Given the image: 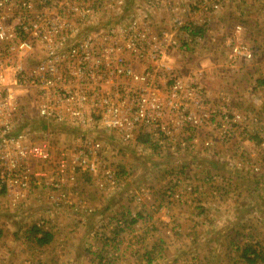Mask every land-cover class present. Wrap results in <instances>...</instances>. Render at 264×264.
Returning <instances> with one entry per match:
<instances>
[{
	"label": "built area",
	"instance_id": "2783aa9c",
	"mask_svg": "<svg viewBox=\"0 0 264 264\" xmlns=\"http://www.w3.org/2000/svg\"><path fill=\"white\" fill-rule=\"evenodd\" d=\"M109 3L0 0V212L26 207L36 185H74L81 173L116 186L106 153L142 135L157 145L213 127L228 140L249 119L230 94L220 107L209 101L203 70L180 71L176 51L203 41L192 18L170 0H144L120 22L98 19ZM164 9L174 13L168 27L153 29ZM249 55L241 43L233 58Z\"/></svg>",
	"mask_w": 264,
	"mask_h": 264
},
{
	"label": "crops",
	"instance_id": "0c3cea01",
	"mask_svg": "<svg viewBox=\"0 0 264 264\" xmlns=\"http://www.w3.org/2000/svg\"><path fill=\"white\" fill-rule=\"evenodd\" d=\"M170 1L177 10L174 13L184 16L187 9L203 0ZM205 1L212 8L219 0ZM174 13L164 9L152 16L154 22L165 24ZM208 15L203 14L208 18V39L217 48L210 52V57L215 56L217 62L223 60L221 53L226 59L230 57L218 45L229 44L227 39L234 34L242 33L251 44L261 41L260 45L264 46V37L259 39L264 34V0H222L221 8ZM237 26L243 28L238 31ZM240 35L237 37L242 38ZM254 46L260 48L257 44ZM262 56L261 52L250 54L246 63L243 62L244 69L249 71L248 77H240L245 70L230 65L229 61L222 72L213 71L218 76V85L207 86L209 101L220 107V94L224 92L220 89L225 83L221 76L225 80L227 71L237 74L235 85L230 82L228 88H233L231 91L238 96L226 93L232 96L231 105L236 111L249 114V119L245 124L236 125L232 141L226 144L217 129L205 127L190 135V149L175 145L162 150L160 145L151 146L165 154L148 155L150 159L155 158L152 168L150 163L141 162L142 173H147L146 181L142 179L143 174L132 177L128 173L117 191L114 189L111 195L104 196L95 183L76 182L69 190L70 202L78 212L70 210L72 204L55 208L49 194H45L53 189L36 185V194L31 195L21 213H0V229L4 230L0 235V264H99L92 254L105 243H109V250L115 248L118 252L113 264H177L182 260L187 264H251L243 257L244 249L253 246L264 250V102L261 101L264 98L257 99L258 92L264 90V75H256L259 69L254 68ZM251 58L256 60L254 64L249 63ZM243 80H248L251 94L246 92ZM146 145L147 142H142L144 148L140 150H145ZM145 157L141 159H148ZM153 169L175 173L164 177L159 171L156 176L151 173ZM144 185L150 195L138 203L135 194ZM113 216H122L132 224L127 228L113 225L112 221L117 220ZM142 218H146L140 221L146 232L136 227L139 222L134 224ZM20 219L24 220L20 222ZM71 219L73 227L67 224ZM32 225L50 232L51 242L39 245L33 236L27 238ZM164 234L171 236V241ZM98 235L101 236L99 243ZM172 247L183 254L165 255L166 249L169 253ZM254 264H264V261L258 259Z\"/></svg>",
	"mask_w": 264,
	"mask_h": 264
},
{
	"label": "rangeland",
	"instance_id": "374dc122",
	"mask_svg": "<svg viewBox=\"0 0 264 264\" xmlns=\"http://www.w3.org/2000/svg\"><path fill=\"white\" fill-rule=\"evenodd\" d=\"M97 2L98 3L99 2H101V3L102 2H106V3L110 2L108 5L104 4V6L102 7V10H100V14L98 15V19L103 21V19L112 18L116 22H120L121 19H123V18H129L132 13H135L134 10L136 9L137 6H143L144 5V0H127V1L126 0H97ZM112 3H114V4L117 3L118 5H115L117 7H112V6H114V4H112ZM221 4H222V0H219V1L215 2V3H213L212 4L213 7L210 8L208 6L209 4L205 0H203L201 3L197 2V4L192 9H187L186 10L185 14L188 17H190V18H191V16L192 17H197V18H199V17L203 18L201 21H196V20L194 21V22L197 23L196 31L203 33V41L201 43H199L195 48L192 47L193 49L187 51L186 53H184V52H182L180 50H177L176 51V55L174 56V59L177 61V65H178L180 71H182L185 74H187V73H191L192 74V73H195L198 70H203L204 77H205L204 78V84L206 86V89H207V86L213 85L214 87H216L218 85V80L216 79V78H218V76L215 75L216 73L213 72V71L217 72L219 70L220 72H222L224 67L226 69V67L229 66V61H230V65L231 64L234 65V66L238 65V66H241L242 69H244V67H245L244 63H246V61L249 58L244 56V57H237V59H234L233 55H234V49H235L236 46H239L241 43L247 45L249 50H250V54H252L253 56H254V54H256L258 52H261V53L264 54V46L260 45L261 41H258L259 44L258 43L254 44V45L257 44L260 47V48H256L253 44L248 42L249 40L247 41V38L245 36L243 37L244 34L241 33V35L237 34V36L240 35L242 38H239V37L235 36L236 34H234V36L228 37L227 40H229V44L227 43V45H225V46H223V44L218 45V48L221 49L222 52H226V53H228V55H230V57L227 58L228 60L224 57V54H222V53L220 54V56L223 57V60H219V62L216 61L215 56H213L212 58L210 57V52L214 51L217 48L214 47V45H212V42L209 41V39H208V35H207L208 18L205 19L203 14L207 15V17H208L209 16L208 14H210V13L212 14V11L214 9H220L221 8ZM205 5L207 6V10L206 11H204ZM215 5H217L218 8H215ZM121 6H123V7H121ZM170 19H169V21H170ZM102 23H104V22H102ZM163 27L167 28L168 24L167 23L158 24L157 22H155L153 29L163 28ZM242 28L243 27L241 26V29ZM259 31H262V30L258 29V32ZM232 32H234V29H233ZM262 37H264V34H263V36H260L259 39H261ZM263 45H264V43H263ZM261 58H262V60L258 61L257 65L254 66V68L256 67L257 69H259L256 72V75H258L260 77L262 75H264V56L260 57V59ZM217 59H219V58H217ZM255 62H256V60L253 61V59L251 58L249 63L250 64H254ZM220 65H223V66H220ZM229 72L230 71H227V73L224 75V76L227 77V78H225V80L223 79V76H221V80L225 81V83H224L223 89H220V90H222L224 92H222L220 95H225V94H227L226 92H230L233 95V97L236 98L238 96L237 93L235 91H231L233 89L232 87H231L232 89L229 90L230 86L228 88V85H229L230 82H232L231 83L232 86L235 85L234 81L236 79H238V77H237V74L236 75L235 74L232 75V74H229ZM248 72L249 71L245 70L244 74L240 75V77H248V74H249ZM218 75H221V74H218ZM243 81H245V80H243ZM247 83H248V80L245 81L242 84L244 85L245 88H247L246 92H249L251 94L252 91L250 89H248L249 85ZM258 93L259 94H257V99L261 100L260 98H264V90H261V92H258ZM250 94H248V95L250 96ZM261 101L264 102V100H261ZM242 114H245V113H242ZM36 117L37 116L34 115L35 119H36ZM190 135H191V133H190ZM190 135L187 134V135H184V137L180 136L174 142H164V143H159L157 141L156 142H157L158 146L160 145L162 147V150L163 149H167V147L173 148L175 145L179 146L180 148L190 149L191 146H192L191 145V140L192 139H190ZM233 138L228 139V140H224L222 138V140L224 142H227L226 144H228V142L232 141ZM63 139L65 140L66 144H68L70 142V137H64ZM152 141L155 142L154 140H152ZM152 141H150L151 145H150L149 141L147 142L146 147L148 149L146 148L145 150H140L141 148H144V147L141 146V144L140 145L135 144V145H132V146L127 147L125 149H120L116 153L115 152L106 153L107 154V158H108L107 160L111 163V167L115 171H118V175H119L120 180H121V182L118 183L116 186L112 185V184H109V185L105 186L104 188H100L99 187V183L96 180H94L91 176H89L87 174H83V173H81L77 177V180H76L77 184H78V182L80 183L81 180H84L86 183H95L97 188L100 190L102 196H104V194L105 195H111L112 192L114 191V189H116V191H117L119 189V187L121 186V183H123V181H125V179H127V174L128 173H131L132 177H133V175L135 177H138L137 175L143 174L142 171L144 170L143 169L144 166L141 164V162L150 163V167L149 168H152V164L151 163L155 162V160H154L155 158H151L150 159V158H148V157H150L148 155H151V154L157 155V154L163 153L160 150L155 151V150H153L151 148V146L155 147V145L152 143ZM55 142L58 143L57 141H55ZM180 142H185V144L188 143V145L186 147H182ZM62 144L64 145V143H62ZM226 144L223 143L222 145H226ZM149 147L151 149H149ZM148 151H149L150 154L148 153ZM164 152H166V151H164ZM163 154H165V153H163ZM145 156H147L148 159H145V161H144L143 159H141V157L142 158H146ZM158 156L161 157L160 155H158ZM55 157H57V156H55ZM161 158H163V156ZM130 160H133V162H130ZM248 160L252 164L253 160L252 159H248ZM132 165L136 166V168L132 167ZM252 165L256 166V163H253ZM160 169H162V168H160ZM153 170L151 171V173L153 175H154V173L160 171L161 175L164 176V177H165V175L166 176L169 175L171 177L175 173L174 172L172 174H169L170 171L169 170H164V169H163L164 170L163 173H162V170H159V171H156L157 169H153ZM47 172H48L49 175L52 174L49 171H47ZM146 175H147V173H144L142 175V179L143 180L147 179ZM157 175H159V173H156V176ZM178 175H181V173H179ZM148 178H149V176H148ZM74 185L72 184V185H68V186H63L61 188H55V187H53L50 184L48 186L50 188H52L53 190L52 191H48L45 194H49V200H50L51 196L58 197L59 193H62V192L66 193L67 198L64 201L61 200V199L60 200H55L57 205L55 204V202H53L51 200L50 201H51L52 205L55 208L68 207V205L72 204L70 202V190L69 189L71 187H73ZM137 190H139V191H138V194H135V196H136L135 200L138 203H141L143 201V199L145 197H147V195L148 196L150 195L149 188H147L145 185L143 187H139V189L137 188ZM32 194L35 195L36 192L33 191ZM71 207H73V208H71L70 210H73L74 212H78V208L76 207V205L72 204ZM22 208H24V207L20 206V207L15 208L14 210H10L8 208L3 207L0 213H21L22 212L21 211ZM87 211L89 213H91L92 209H87ZM111 215H113V214H111ZM142 217H144V215H142ZM21 218H22V216H21ZM114 218H117V220L115 219L116 221H112L114 223L113 225H115V223H116V225L118 224V225H121V226H124V227L127 228L129 224H132V223H129L128 220H125L122 216H115V217L113 216V219ZM67 219H69V217H67ZM145 219L146 218L139 219L137 222H134V224L139 222L138 225L136 224V227L137 228L141 227L144 230L145 228L143 227V223H141V222L144 221ZM23 220L24 219H20L19 221L22 222ZM67 224L73 227L74 220L73 219L69 220L67 222ZM100 228L103 229L102 226ZM144 232H146V231L144 230ZM143 233H141V236H140L141 238H142ZM164 238L171 241V236H167L166 234H164ZM100 239H101V236L98 235V238L96 239V241L99 243V242H101ZM108 239H110V238H108ZM110 241L113 242V238ZM89 244L92 245V241ZM102 244H100V246ZM108 245H109V243H105L101 247L100 250H98V249L94 250V253L92 254L95 258H97L99 264H107V263L109 264V262L112 264V262L114 263V261H116V258L118 257V252L116 251V249L115 248H111L109 250V246ZM107 246H108V248H107ZM181 249H185V248H181ZM169 251L170 252L168 253V250L166 249V252L164 254L165 255H169L170 254L169 256L178 255V254L181 256L183 254V251L178 252L177 248H175V247H172V250H169ZM184 258H187V257H184ZM181 260L182 259H180V261ZM55 264H57V263H55ZM179 264H187V263L185 262V260H182Z\"/></svg>",
	"mask_w": 264,
	"mask_h": 264
},
{
	"label": "trees",
	"instance_id": "16d2710c",
	"mask_svg": "<svg viewBox=\"0 0 264 264\" xmlns=\"http://www.w3.org/2000/svg\"><path fill=\"white\" fill-rule=\"evenodd\" d=\"M140 142H150L151 141V136L148 135H142L138 139ZM30 234L28 235L27 238L33 236L34 240L39 244V245H44L48 244L52 240V234L48 231H44L37 225H32L30 229ZM3 229H0V235L2 234ZM243 257L248 260L249 263L254 264L257 262L258 259H261L264 261V250L261 251V249H255L253 246H247L244 249L243 252ZM111 264V263H110ZM113 264V262H112Z\"/></svg>",
	"mask_w": 264,
	"mask_h": 264
}]
</instances>
